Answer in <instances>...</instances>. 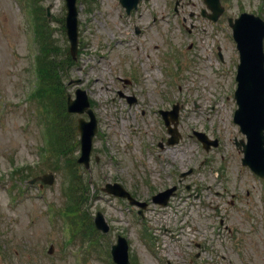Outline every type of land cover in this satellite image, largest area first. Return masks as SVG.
<instances>
[{"label":"rangeland","instance_id":"rangeland-1","mask_svg":"<svg viewBox=\"0 0 264 264\" xmlns=\"http://www.w3.org/2000/svg\"><path fill=\"white\" fill-rule=\"evenodd\" d=\"M39 2L44 12L50 9L57 43L69 45L61 20L65 0ZM221 2L224 15L213 25L199 14L202 0H182L177 16L170 11L173 0H146L128 16L119 0H79L80 55L66 81L81 82L66 88L73 97L77 86L87 90L99 123L87 186L86 170L77 163L80 132H66L71 146L61 161L41 162L42 106L28 97L35 81L31 12L21 0H0V264H113L110 250L119 234L130 244L133 264H239L241 250L249 264H264V178L242 164L236 145L246 143V136L233 120L237 103L229 89L236 86L239 58L227 24L241 10L264 18V1ZM185 15L188 26L194 23L191 35L179 24ZM136 26L143 28L139 34ZM120 91L136 100L130 104ZM172 100L181 105V136L166 144L170 134L157 110ZM193 129L210 140L218 137V145L204 149ZM65 156L76 177L74 194L83 202L80 211L71 209L74 222H82L74 237L62 215ZM26 165L24 175L12 176ZM46 171L54 172L53 184L28 183ZM114 180L148 202L143 216L127 199L103 191ZM171 185L176 190L167 205L153 201V194ZM99 210L110 224L106 233L93 225ZM251 224L254 233L247 236ZM239 238L245 241L237 245ZM51 243L55 249L49 253Z\"/></svg>","mask_w":264,"mask_h":264},{"label":"water","instance_id":"water-1","mask_svg":"<svg viewBox=\"0 0 264 264\" xmlns=\"http://www.w3.org/2000/svg\"><path fill=\"white\" fill-rule=\"evenodd\" d=\"M122 1L130 8V4L127 5L128 0ZM206 2L210 4L217 14L221 10L218 0H206ZM75 4L76 0H67V8H69L67 14V31L71 42V52L74 54H76L78 35L77 8ZM132 4L135 5L136 2L134 1ZM234 24V34L237 37L242 54V63L239 66V80H241V83L237 91L240 108L236 112L235 120L242 126V131L249 136V142L245 145L244 149V163L250 164L253 170L264 175V68L262 66L264 61L262 49L264 23L259 17L253 15L247 19L237 20ZM87 105L88 99L85 98L84 92L78 90L77 100H69L68 109L82 112ZM90 113L91 122L88 124L82 122L80 124L82 150L79 161L83 162L88 168L92 137L96 132L94 130L96 120L94 119L93 113L91 111ZM36 178L49 183H53L54 181L50 173H45V175ZM36 178H34V181ZM106 187L109 192H114L121 196L126 195L130 198L129 193L117 183L113 185L107 184ZM130 199L133 200L132 198ZM163 203H166V200ZM95 222L97 227L103 232L109 229V225L101 212L97 214ZM127 251L128 243L124 239L119 238L118 243L112 249V255H114V260L117 264H131Z\"/></svg>","mask_w":264,"mask_h":264},{"label":"trees","instance_id":"trees-1","mask_svg":"<svg viewBox=\"0 0 264 264\" xmlns=\"http://www.w3.org/2000/svg\"><path fill=\"white\" fill-rule=\"evenodd\" d=\"M49 52V49L46 50V53ZM71 62V58L67 55L65 64L69 65ZM58 73V65L55 61V59L50 58L49 61L47 60L43 64V69L41 73V77L43 80V85L41 89L43 91H48L50 95H57L59 97V93L61 92V88L59 87V77L57 75ZM58 93V94H57ZM64 134V133H63ZM62 134V135H63ZM64 142V140H63ZM65 143V142H64ZM70 146V144H68ZM59 152H61V147H58ZM64 154H67V146L66 149L63 150ZM71 158L68 157V161H70Z\"/></svg>","mask_w":264,"mask_h":264},{"label":"flooded vegetation","instance_id":"flooded-vegetation-1","mask_svg":"<svg viewBox=\"0 0 264 264\" xmlns=\"http://www.w3.org/2000/svg\"><path fill=\"white\" fill-rule=\"evenodd\" d=\"M263 213H264V211H263ZM250 226L251 227L249 228V232L247 231V233H248L247 236H250L251 234L254 233V227L255 226H253V224H251ZM262 229H263V231H262V234H263L264 233V228L262 227ZM244 236L247 237L246 235H244ZM243 241H245V239L243 240V238L242 239L239 238V240L237 241V244L238 245H240L241 243L243 244L244 243ZM253 243H255L254 240H253ZM256 244H258V243L256 242ZM238 257H239V260H238L239 264H249L248 262H250V260H249L248 257H245V253L242 250L240 252H238Z\"/></svg>","mask_w":264,"mask_h":264}]
</instances>
